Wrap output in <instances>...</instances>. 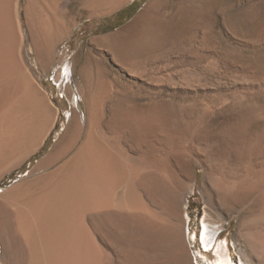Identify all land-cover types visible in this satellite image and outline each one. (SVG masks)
I'll list each match as a JSON object with an SVG mask.
<instances>
[{
  "label": "rangeland",
  "instance_id": "obj_1",
  "mask_svg": "<svg viewBox=\"0 0 264 264\" xmlns=\"http://www.w3.org/2000/svg\"><path fill=\"white\" fill-rule=\"evenodd\" d=\"M115 1L0 0L14 43L9 56L51 110L39 145L0 163V264L29 262L23 241L13 253L1 237L4 225L19 236L22 196L13 200L11 189L68 159L83 140L89 115L96 116L97 135L107 147L137 169L152 158L150 167L174 188L183 250L192 264H212L218 254H228L232 264H264V0H135L136 12L103 32L130 13L116 15L133 0ZM149 4L153 16L141 28L134 20ZM52 23L65 32L47 54H38L37 27ZM116 33L122 40L109 37ZM96 85L103 91L95 103ZM70 111L83 123L81 138L37 169L62 139ZM151 113L152 130L140 138L126 117ZM121 192L118 187L112 198ZM204 225L214 232L208 246ZM90 226L102 264H123L124 244L115 230Z\"/></svg>",
  "mask_w": 264,
  "mask_h": 264
},
{
  "label": "bare ground",
  "instance_id": "obj_2",
  "mask_svg": "<svg viewBox=\"0 0 264 264\" xmlns=\"http://www.w3.org/2000/svg\"><path fill=\"white\" fill-rule=\"evenodd\" d=\"M104 1L97 0L98 3ZM120 2L116 0L115 4ZM149 6L134 20L141 28L153 16L154 10L150 11ZM26 15L28 21L34 17L29 10ZM5 17H0V163L17 153L33 151L51 126L48 102L9 56L14 43ZM29 28H32L31 23ZM37 28L40 41L34 45L38 54H47L50 43L65 32L57 23L49 27L41 24ZM31 30L33 34L35 30ZM115 36L116 41L122 40L117 33L109 37ZM2 41L7 45L2 46ZM102 91L103 88L96 85L91 92L95 103ZM89 116L83 140L68 159L31 183L11 189L15 194L13 200L22 196L17 210L19 236L12 235L4 225L1 237L6 249L15 253L18 243L23 241L29 253L28 264H102L89 225L96 229L106 226L115 230L124 244L123 264H133L131 261H137L135 264H152L153 261V264H192L183 250L184 237L174 188L150 167L154 163L152 158L144 161V168L137 169L107 147L97 135L96 116ZM154 118L151 113L133 120L127 116L126 120L133 123L141 138L153 127ZM67 122L62 139L38 163L37 169L66 153L81 138L84 129L78 115L68 112ZM118 187H122V192L115 200L112 195ZM213 235L209 226L204 225L205 246L211 243ZM145 260L150 262L145 263ZM212 264L232 262L228 254H218ZM242 264L254 263L244 261Z\"/></svg>",
  "mask_w": 264,
  "mask_h": 264
},
{
  "label": "trees",
  "instance_id": "obj_3",
  "mask_svg": "<svg viewBox=\"0 0 264 264\" xmlns=\"http://www.w3.org/2000/svg\"><path fill=\"white\" fill-rule=\"evenodd\" d=\"M138 7H139V5H135V0H133L129 5H127L126 7L122 8L121 10L116 12V15L121 14L123 11H125L127 9L130 10V13L128 15H126L125 17L119 19L115 24L111 25L110 27L102 29V31L103 32L109 31L113 28H116V27L122 25L124 22H126V20H128L136 12Z\"/></svg>",
  "mask_w": 264,
  "mask_h": 264
}]
</instances>
